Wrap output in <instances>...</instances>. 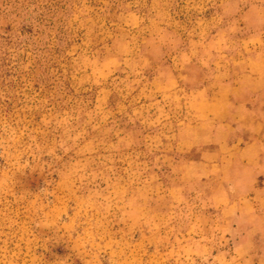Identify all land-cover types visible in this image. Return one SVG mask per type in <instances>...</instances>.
Masks as SVG:
<instances>
[{
    "label": "clouds",
    "instance_id": "9594fccd",
    "mask_svg": "<svg viewBox=\"0 0 264 264\" xmlns=\"http://www.w3.org/2000/svg\"><path fill=\"white\" fill-rule=\"evenodd\" d=\"M244 3L225 0L224 14ZM143 5L144 0L124 5L120 18L127 27L102 60L83 54L73 59L78 83L87 81L98 90L93 107L76 100L66 111L48 110L36 129L22 127V118H0L5 161L0 169V264H18L21 256V264H44L35 253L39 236L29 224L66 237L88 257L85 264H99L105 249L111 251V264H254L252 236L264 232V215L257 216L252 201L264 212V191L249 194L253 173L264 172V112H247L228 101L236 89L226 78L231 63L242 73L247 70L240 83L264 87V0L228 21L211 40L205 37L221 24L222 15L198 16L190 27L181 26L182 38L161 0H152L149 15L137 11ZM209 6L204 0L187 5L197 13ZM81 16L78 12L72 19L82 24ZM241 21L252 31L224 43ZM229 47L236 58L225 56ZM165 56L171 64L163 62ZM148 68L154 71L151 81L143 76ZM116 72H125L124 79L113 76ZM209 88H215L211 97ZM113 91L121 97L114 108L107 103ZM117 113L132 127H120ZM231 122L250 134L252 143L244 152L205 151L196 162L180 158L193 146L221 143L232 131ZM45 155L49 159L42 161ZM241 160L247 165L241 166ZM45 165L59 174V181L37 195L15 191L25 167ZM162 168L168 169L166 185L156 171ZM11 205L27 217L23 224ZM113 223L124 225L119 239L111 231ZM136 230L141 240L130 246L126 238ZM149 245L155 251L142 261ZM258 264H264V254Z\"/></svg>",
    "mask_w": 264,
    "mask_h": 264
},
{
    "label": "rangeland",
    "instance_id": "374dc122",
    "mask_svg": "<svg viewBox=\"0 0 264 264\" xmlns=\"http://www.w3.org/2000/svg\"><path fill=\"white\" fill-rule=\"evenodd\" d=\"M161 2L173 22L172 27L182 38L185 33L180 31L181 26L190 27L198 16L210 20L213 16L222 15L221 24L210 29L205 37L206 40H211L228 21L247 12L250 5H259L260 0H246L242 7L231 14H224L225 0H204L210 6L200 13L187 7L191 0H161ZM126 3L128 0H0V118L4 116L10 120L22 118V127L26 124L27 129H36L41 125L42 118L48 110L66 111L71 102L76 100L87 104L89 108L93 107L98 90L95 85H90L87 81L78 83V74L73 73V59L83 54L90 60L93 58L102 60L109 54L114 39L121 34L122 28L127 27L120 18L121 13L125 11ZM151 3L152 0H144V5L138 7L137 11L142 15H149ZM78 12L82 13L81 18L84 19L82 24L72 19ZM144 23L148 21L145 20ZM238 28L239 31L228 34L229 39L224 43L238 41L252 31V28L246 27L242 21L239 22ZM144 36L147 37V33H144ZM224 52L226 57L236 58L231 47L224 49ZM163 62L171 64L172 60L165 56ZM227 67L226 82L230 83L231 88L236 89L235 94L231 92L228 94L227 100L235 105H243V109L247 112H264V87L240 83L247 70L242 73L239 65L231 63ZM125 75V72L113 73V76L121 80ZM143 76L146 81H151L154 71L151 68L145 69ZM203 83L207 85L209 81L205 79ZM214 93L215 88H209L207 95L211 97ZM120 100L118 92L113 91L108 96L107 103L109 107L114 108ZM42 101L45 103L41 105ZM65 101L69 103L66 104ZM116 119L120 127H132L131 124L125 123L127 117L117 113ZM225 122H228L227 118ZM136 126L139 127L138 121ZM230 128L232 131L226 133L221 143L211 142L193 146L181 153L180 158L196 162L201 159L205 151L244 152L252 143L250 134L245 129L238 128L235 122L230 123ZM27 159L31 164V157ZM48 159L46 155L41 156L42 161ZM68 159V156L64 157L65 161ZM4 165L5 161L0 157V169ZM240 165H247V161L241 160ZM156 171L160 181L166 185L168 169L162 168ZM16 179L18 181L16 192L26 191L37 195L45 188H50L51 182L59 181L60 176L56 172H50L45 165L25 167L23 174H18ZM251 187L253 191L250 192V196L255 192L264 191V172L253 173ZM51 199L49 197V200ZM252 204L257 210V216L264 215L255 201H252ZM2 207L3 205L0 204V208ZM11 207L16 208L17 221L23 224L27 220L23 211L17 205ZM208 212L212 213L214 209H208ZM68 215H72L71 207L68 209ZM61 219L66 221L67 217ZM29 227L39 236L35 242L37 245L35 253L42 256L44 264H85L88 257L79 254L66 237H61L48 228H36L34 224H29ZM110 227L116 234L115 238L119 239V230L124 225L113 223ZM126 239L130 246H134L141 240V232L133 231ZM252 243L256 253L254 264H258L259 256L264 254V232L257 231L252 236ZM9 247L14 246L9 245ZM21 247L23 248V245ZM153 251H155L154 246H147L146 253L140 256V259L148 260ZM216 254L214 250L213 255ZM97 258L99 264H111V251L105 249ZM22 259V256L17 258L18 264H21Z\"/></svg>",
    "mask_w": 264,
    "mask_h": 264
}]
</instances>
